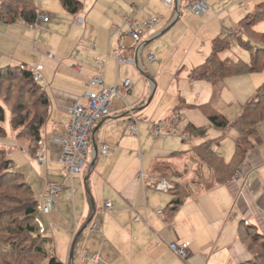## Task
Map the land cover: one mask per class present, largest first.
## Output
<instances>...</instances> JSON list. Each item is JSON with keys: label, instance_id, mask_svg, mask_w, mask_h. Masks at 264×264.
Returning a JSON list of instances; mask_svg holds the SVG:
<instances>
[{"label": "crops", "instance_id": "crops-1", "mask_svg": "<svg viewBox=\"0 0 264 264\" xmlns=\"http://www.w3.org/2000/svg\"><path fill=\"white\" fill-rule=\"evenodd\" d=\"M41 1L33 25L0 19V61L27 69L43 67L39 84L50 105L41 144L45 162L37 164L21 152L40 177L34 195L38 204L43 203L48 182L64 185L55 210L37 216L41 232L52 239L57 260L62 264H244L251 260L246 231L264 236V121L257 127L258 141L237 171L239 176L191 196L173 212L171 193L155 189L153 168L170 154L191 149V138L179 143L178 136L172 135L180 121L172 116L188 109L194 95L186 98L178 80L171 79L172 73L179 67L180 81L202 92L199 105L211 102L212 86L189 78L191 70L209 56L215 38L226 39L222 28L228 20L239 23L264 0H172L171 7L161 0H81L76 15L56 1L52 7L46 5L48 0ZM193 1L207 5L202 17L187 11ZM130 15L140 23L157 18L156 25L143 33L139 51V44L115 31ZM78 18L80 23L75 22ZM118 44L125 48L120 50ZM114 55L133 58L135 63L117 64ZM148 55L155 57L154 63H148ZM94 76L106 87L129 80L132 90L126 98L110 102L108 117L92 130L86 168L69 181L59 163L60 148L50 139L64 136L69 111L73 104H86L83 94ZM238 77L232 88L239 93L238 102H247L256 83ZM131 115L137 120L135 136L126 130ZM160 121L172 125L165 138L150 133L151 125ZM103 146L108 148L104 155ZM23 175L34 189L36 181ZM93 224L99 227L96 233L89 231ZM183 242L190 244L186 260L168 249L171 243ZM82 252L90 258L82 259ZM94 257L96 262L91 260Z\"/></svg>", "mask_w": 264, "mask_h": 264}, {"label": "trees", "instance_id": "trees-1", "mask_svg": "<svg viewBox=\"0 0 264 264\" xmlns=\"http://www.w3.org/2000/svg\"><path fill=\"white\" fill-rule=\"evenodd\" d=\"M58 1L61 7L70 15H76L82 9L81 0ZM37 15L36 0H0L1 20L7 18L10 22L22 20L28 24H33L37 20ZM260 21H264V3L257 5L251 13H248L238 23V27H240V31H243L245 38H243L241 31L242 36L237 41L241 47L250 52L249 63L241 59H221L219 55L230 47V42L222 37H217L211 43L209 56L190 72L189 78L194 81L207 82L212 86L211 102L198 105L196 108L206 117L208 126L219 130L222 133V137L215 140H205L206 129L188 123L184 128L183 134L188 135L189 138L192 137L202 141L193 146L188 152H174L165 158L164 161L157 162L153 168L154 183L166 177L164 175L159 176L160 169L157 167L162 165V163H168L167 165H169V162L173 159H183L182 163L186 161L184 170H187L186 163L189 162V159L193 163L199 161L206 165L214 184L212 187L230 182L243 165L254 143L258 141L257 127L264 121V83L256 89L250 100L239 106V112L233 119H228L221 114L217 109V103L224 88L225 79L264 70V60H261L264 57V34L258 33L253 29V26ZM247 35H251V37ZM252 36L254 38L258 37L259 40L257 41ZM249 40L259 46L256 48L250 47L247 44ZM17 78L30 85L39 94L36 104L35 102H33L34 104L32 103V108L35 112L32 113V110H29L26 104L18 105L16 110H11L13 116L10 120V127L13 131H18L15 137L16 141L24 138L29 139V151L35 153L42 144L48 127L49 99L40 84L33 81V77L27 68L9 65L0 67V81L5 79L16 80ZM3 122H5L4 109L0 105V124ZM230 131H235L236 137L233 140V151L230 160L225 161L224 158L216 153L215 146H218V140H222ZM1 156H3L2 151H0V189L5 188L21 195H19L17 200V206H12L9 192L6 190L5 192L0 191V241L4 238L3 233L6 237L4 239L5 242H7L8 238L11 239L8 243L11 244V257L14 259L22 258L21 261H24L23 254L32 251L45 264H62L54 255L52 239L41 232L37 223L38 201L34 196L32 187L25 181L22 173L13 170V161L9 156L5 158H1ZM173 176L176 177L175 174ZM18 178L22 180V183L14 186L12 179ZM167 181L173 186V189L169 191L171 193L169 207H171L173 212L188 200L191 195L186 194L183 196L182 193L185 194L184 189L180 190V188H177V183L174 182L173 184L170 180ZM178 193H181L182 197ZM5 220L8 222H4ZM250 233H252V241L264 239V236L260 233L250 231H246V238L251 235ZM253 257L244 264H252L255 257L259 258L257 254ZM1 258H4V256L0 255V261H2L0 264H3V261L5 262L6 260Z\"/></svg>", "mask_w": 264, "mask_h": 264}, {"label": "rangeland", "instance_id": "rangeland-1", "mask_svg": "<svg viewBox=\"0 0 264 264\" xmlns=\"http://www.w3.org/2000/svg\"><path fill=\"white\" fill-rule=\"evenodd\" d=\"M48 1L49 3H47L46 5H48L49 7H52L55 1L57 2V4H60L58 0H48ZM39 2L41 3V5H43L42 3L43 1L36 0V7L38 9H39ZM4 20H8V19L6 18ZM237 24H238V21L231 22V20H228L227 25H225L224 28H222L223 36L226 38V40L230 42V47L226 51L221 53V58L241 59L244 62L249 63L250 62V52L238 44V41H237L238 39L233 34L235 30L237 29L240 30V27H238ZM253 29L256 32L264 34V21H260L256 23L253 26ZM242 34H243V31H242ZM247 36L251 37V35H247ZM243 38H245L244 34H243ZM254 39H257V41L259 40L258 37ZM247 44H249L250 47H253V48H256L259 46L250 40L247 42ZM261 60H264V57L261 58ZM4 66L6 65H2L0 61V67H4ZM179 70H180L179 67L174 70V72L172 73L171 79L178 80L179 89L184 91V93L186 94L185 95L186 98L189 99V96L194 95V98H192L191 101H195V102H189L188 109H184L182 110L183 112H180L181 116L177 115L176 113L173 114L172 116L173 120L177 118L180 121H177L175 130L172 132V135L173 133H175L176 136H178L177 137L178 139L176 140L180 143L182 138L188 137V135L183 134V131H184V128L187 126V124L191 123L197 127H204L206 129V137L204 138L205 140H215L217 138L222 137V133L219 130H216L208 126L206 117L196 108L199 105L198 101L199 100L201 101V98L203 96L202 92L198 91L196 87L195 88L190 87L188 85V81H180L181 73L179 72ZM241 78H248V80H251L253 83H256V86L253 89V92L255 93L256 88H258L264 83V70H261L255 73H249V74L242 75ZM236 80L239 81L238 76L229 77L224 81L225 86L221 92L220 102L218 103V108H217L218 111L228 119H233L234 117H236V114H238L239 105H242L245 103V102H238L240 99L238 95L239 93L238 91H235L236 88L235 90L234 88H232L233 87L232 82H235ZM229 82H231V87L228 85ZM38 94L39 93L38 92L36 93L34 88H32L30 85H27L25 82L18 80V78L16 80L5 79V80L0 81V105H2L4 109V118H5V122L0 124V151L3 152V156H1V158L2 157L5 158L9 156V158L13 161V165L15 166L13 167L16 168L14 170L15 172L22 173V174L26 173V175H28V179H32V181H36V186H34L35 190L32 188L34 195H35V191L38 189V186L40 185V182H39L40 177L35 171V168L28 163V161L26 160L21 150H23L30 157V159L36 162L37 164H38L37 155H38L39 150L37 149L35 153H31L29 151V147H30L29 139L24 138L22 140L16 141L15 137L18 131L17 132L13 131V129L10 127V120L13 116L11 110H16V107L21 104H26L29 110L30 109L32 110V113L35 112L33 111L34 109L32 108V106L34 104L33 102H35L36 104V99L38 97ZM209 99H211L210 96H209ZM38 112L40 111L38 110ZM184 113H186L187 115ZM188 115L191 117L189 118ZM185 118L187 121L184 120ZM235 137H236L235 132L230 131L229 133H227V135L222 140H218L219 144L218 146H215V147H216V150H218V153H219L218 155L220 157L225 159L227 155H232L233 140ZM190 138H191V143L189 144L190 148L199 144L202 141V140H198L192 137ZM39 148L42 149V147H39ZM228 160H230V158L226 159V161ZM182 161L183 159H179V160L173 159L171 160V162H169V165H167L168 163L167 164L162 163V165L158 166L157 168L160 169L159 176H162V175L166 176L165 177L166 180L165 179H162V180H165V181L170 180L173 184L174 182L177 183L178 189L180 188V190L182 189L185 190V194L182 193L183 196H185L186 194L193 196L197 193H200L201 191L210 189L214 185L211 179V174L207 171L206 165L200 163L199 161L197 163H193L189 159V162L187 161L188 163H186L187 170H184V163L186 161L184 163H182ZM168 167H171V168H168ZM173 174H175L176 177H174ZM236 177L237 176L235 173L234 178ZM12 180H13L14 186H17L20 183H22V180L19 178L12 179ZM29 185H32V184H29ZM5 190L9 192L8 194L9 196H11L10 201L12 203V206H17V200L19 199V195L21 194L14 192V191H8L5 188L0 189V191H4V192ZM180 197L182 196L180 195ZM4 222H8V221L5 220ZM250 234L251 235H249L246 239H247V243L249 244V247L251 248L253 252L252 258H254L253 256L256 254L259 256V258L255 257L252 264H264V245H263L264 239H257V241H252V233ZM3 236H4L3 240L0 241V255L4 256V258H1V259L6 260L5 262L3 261V264H11V263L12 264H45V262L41 258L36 256L32 251H30L27 254L26 253L23 254L22 257L24 261H21L22 258H18V259L12 258L11 257L12 252H11V247H10L11 244L8 243V241H10L11 239L8 238L7 242H5L4 239L6 237L4 233H3ZM1 262L2 261H0V263Z\"/></svg>", "mask_w": 264, "mask_h": 264}, {"label": "built area", "instance_id": "built-area-1", "mask_svg": "<svg viewBox=\"0 0 264 264\" xmlns=\"http://www.w3.org/2000/svg\"><path fill=\"white\" fill-rule=\"evenodd\" d=\"M166 7L173 5L172 0H161ZM187 11L197 17H202L207 11L208 7L203 1H193L187 5ZM44 22L48 21L47 17H41ZM77 23H80V19H75ZM157 22V18H151L147 21L140 23L134 16L130 15L124 18L123 26L115 27V31L119 34L129 38L134 44L138 45V51L143 46L141 43L142 35L145 31L151 30ZM35 24V23H34ZM33 25V24H32ZM234 36L241 38V31L239 29L234 31ZM81 45V43H79ZM120 50H123L125 46L118 44ZM117 64H134L133 58H123L118 55H114ZM148 63H154L155 57L153 55L147 56ZM42 66H36L29 68L28 71L33 77V81L40 82V71ZM76 71V68H72ZM88 87H97V92H90ZM132 90V84L129 80H125L121 84H117L113 87H106L99 76H94L90 79L86 85V91L84 97L86 98L85 105L73 104L70 109L71 119L65 130L64 136H53L50 142L59 146V163L62 165L65 178L71 180L73 176L82 174L87 166V153L90 146V136L92 130L96 124L102 122L108 117V106L113 99H124ZM137 127L136 118L131 115L126 126L127 132L135 136ZM172 125L169 122L160 121L153 123L150 128V133L154 137L165 138L168 132L171 130ZM188 137H184L182 140L187 142ZM41 147V146H39ZM37 155L38 164L45 162V156L43 150L38 148ZM101 154H106L108 148L103 146L100 150ZM236 176L239 173L236 172ZM155 189L161 192H169L173 189V186L165 181L159 180L155 184ZM64 190V185H60L55 182H48L45 194L43 196V203L38 205V213L42 215H48L55 210L57 198ZM105 207H110V203L105 202ZM157 214H161L158 211ZM38 223V221H37ZM90 233H96L99 231V227L93 224L90 229ZM189 242H183L180 244L171 243L168 245V249L179 259L186 260L189 256ZM80 257L82 259L90 258L86 252H82ZM96 262L97 258L91 259Z\"/></svg>", "mask_w": 264, "mask_h": 264}, {"label": "water", "instance_id": "water-1", "mask_svg": "<svg viewBox=\"0 0 264 264\" xmlns=\"http://www.w3.org/2000/svg\"><path fill=\"white\" fill-rule=\"evenodd\" d=\"M95 152L97 153V149H95Z\"/></svg>", "mask_w": 264, "mask_h": 264}]
</instances>
